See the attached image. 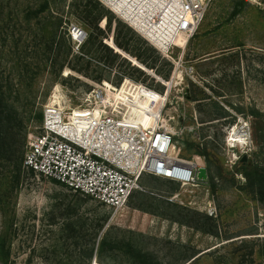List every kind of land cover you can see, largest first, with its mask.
I'll use <instances>...</instances> for the list:
<instances>
[{
  "label": "rangeland",
  "instance_id": "374dc122",
  "mask_svg": "<svg viewBox=\"0 0 264 264\" xmlns=\"http://www.w3.org/2000/svg\"><path fill=\"white\" fill-rule=\"evenodd\" d=\"M204 2L197 31L162 48L100 0H0L1 106L24 143L23 160L0 155V264H264V201L235 171L244 154L264 163V0ZM103 81L175 132V156L207 169L201 187L144 175L113 214L24 166L46 107L68 114ZM96 231L108 247L90 255Z\"/></svg>",
  "mask_w": 264,
  "mask_h": 264
},
{
  "label": "built area",
  "instance_id": "2783aa9c",
  "mask_svg": "<svg viewBox=\"0 0 264 264\" xmlns=\"http://www.w3.org/2000/svg\"><path fill=\"white\" fill-rule=\"evenodd\" d=\"M100 1L129 23L126 16L133 0ZM204 1L165 0L163 14H169L176 36L168 43L197 31L206 13ZM153 21L164 23L162 15H155ZM75 31L77 36L82 34L80 28L73 26V37ZM129 82L127 89L131 93L144 86ZM104 83L86 94L85 106L73 108L68 114L63 109L46 107L43 133L29 143L24 166L91 198L113 214L119 213L140 189L144 175L201 187L197 177L199 164L194 159L181 160L174 154L175 132L152 118L146 124L136 119L128 106L118 102L115 89ZM74 117L80 118L78 126L72 123Z\"/></svg>",
  "mask_w": 264,
  "mask_h": 264
},
{
  "label": "trees",
  "instance_id": "16d2710c",
  "mask_svg": "<svg viewBox=\"0 0 264 264\" xmlns=\"http://www.w3.org/2000/svg\"><path fill=\"white\" fill-rule=\"evenodd\" d=\"M95 20H99V18H95ZM60 55L61 52L57 50V53L54 56L60 57ZM56 57L52 59V62L57 65H61ZM155 101L157 102V98ZM15 114V111L10 108L7 103H5L2 107L0 100V155L11 162L23 160L24 153L23 134L21 129L22 121L17 118ZM201 154L206 155V152L202 151ZM21 164L22 161L19 162V164L17 163L19 167ZM236 164L235 171H240L245 177V185L243 188L249 189L250 192L255 193L260 200L264 201V163L255 161H239ZM65 230L66 229H64V231ZM96 235L97 231L94 232L92 241L90 240V255L93 254L95 246H97V252L99 253L103 252L108 247L107 237H104L98 243ZM66 237L68 236L66 235Z\"/></svg>",
  "mask_w": 264,
  "mask_h": 264
},
{
  "label": "bare ground",
  "instance_id": "6f19581e",
  "mask_svg": "<svg viewBox=\"0 0 264 264\" xmlns=\"http://www.w3.org/2000/svg\"><path fill=\"white\" fill-rule=\"evenodd\" d=\"M164 3L165 0H133V6L128 8V15L126 16L130 20V26H133L137 31L143 32L146 36L150 37L157 46H161L162 48L166 47L169 41L176 38L173 34L174 32H172V24L168 20L169 14H163ZM155 15H162L164 23L159 24L158 21L154 22L153 19H155ZM75 34L78 35V32L75 31ZM54 97L57 99V102H59L58 95H55ZM54 103L56 104V100ZM133 116L135 115L133 114ZM79 119L80 118L78 117H74L72 123L78 126ZM136 119L144 122V124L147 123L139 117H136ZM83 127L84 126H82V128ZM240 132L241 131L238 132L234 129V132L230 137V141L236 143L238 146L245 145L246 143L244 140V134H241ZM165 179L178 183L170 178Z\"/></svg>",
  "mask_w": 264,
  "mask_h": 264
},
{
  "label": "water",
  "instance_id": "95a60500",
  "mask_svg": "<svg viewBox=\"0 0 264 264\" xmlns=\"http://www.w3.org/2000/svg\"><path fill=\"white\" fill-rule=\"evenodd\" d=\"M246 158H247V155L244 154L241 158V161L245 162ZM197 177L199 180H206L208 178L207 169L205 167H200L198 169Z\"/></svg>",
  "mask_w": 264,
  "mask_h": 264
}]
</instances>
